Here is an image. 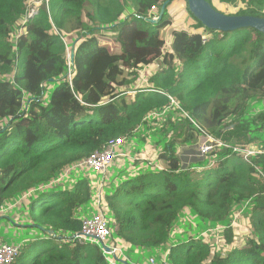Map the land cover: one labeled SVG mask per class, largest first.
<instances>
[{
  "label": "trees",
  "instance_id": "trees-1",
  "mask_svg": "<svg viewBox=\"0 0 264 264\" xmlns=\"http://www.w3.org/2000/svg\"><path fill=\"white\" fill-rule=\"evenodd\" d=\"M40 1L26 17L33 0H0V223L30 233L11 264H150L163 250L172 264H264V33L210 29L187 0ZM207 1L264 17V0ZM192 120L222 145L184 160L202 135ZM116 138L106 174L84 163ZM92 175L106 244L75 239ZM183 218L197 232L178 239Z\"/></svg>",
  "mask_w": 264,
  "mask_h": 264
},
{
  "label": "built area",
  "instance_id": "built-area-1",
  "mask_svg": "<svg viewBox=\"0 0 264 264\" xmlns=\"http://www.w3.org/2000/svg\"><path fill=\"white\" fill-rule=\"evenodd\" d=\"M33 12V8L28 9L26 17H29ZM154 18L157 19L158 17ZM207 35V33L203 34V40H206ZM169 97L172 103H174L177 107H180L175 98L172 96ZM192 121L194 122L195 126L201 129L195 120ZM201 131L202 135H200V140L203 138L206 140V142L200 147V149H198V157L204 156L214 144L222 145V142H219L213 136L207 134L204 129H201ZM125 144V138L113 139L109 141L102 149L92 153L84 163L95 172H102L103 174H106L110 164H112L116 157L122 153L121 147ZM255 153L256 151L254 150H248L246 154L248 155ZM104 184L105 181L102 178L100 179L99 183L97 182L94 208L89 214L83 217L81 230L75 234V239L79 241H87L88 239H92L106 244L107 238L111 235V219L107 216L109 207L103 196ZM5 210H7L6 206H0V213ZM106 249L107 252L112 253H116L118 251V247L108 246ZM21 250L22 244L20 243H0V264H11L19 255ZM159 259L160 260H157V258L152 255L149 258L150 264H172L169 263L166 255Z\"/></svg>",
  "mask_w": 264,
  "mask_h": 264
},
{
  "label": "rangeland",
  "instance_id": "rangeland-1",
  "mask_svg": "<svg viewBox=\"0 0 264 264\" xmlns=\"http://www.w3.org/2000/svg\"><path fill=\"white\" fill-rule=\"evenodd\" d=\"M32 3L33 4H30L29 9L33 8L34 12H35V11L38 10L39 5L41 3H43V2H41L40 0H33ZM85 6H86V10H89V9H91L92 4H91V2L87 1L85 3ZM108 31H110V30H108ZM69 37H73V34H70ZM105 37L106 38H101V43H107L111 48H113L114 44L111 41H109V40H111L110 37H108V36H105ZM209 37H211V34L207 35L206 40ZM262 105H264V104H262ZM254 108L256 109V107H254ZM158 134H159V132L157 134L153 133L154 136L151 137L150 139H148V138L145 139V141H143L142 139L138 140L139 138H137V142H135L134 147L136 148V146H137V149H141L143 147V145H145L147 143V141H153V140H155L157 138H160V137L155 136V135H158ZM160 134L163 135V137H164V134H162V133H160ZM205 142H206L205 139L201 138V140H200V137H198V140H197V142L195 144H192V145H181L180 149H179V153L183 154L184 152H188V150H191V152L189 153V156H193V155L194 156H196V155L198 156V154H196V153L198 152V149H200V147ZM130 153H127V156L130 155ZM121 160L123 161V156H121ZM71 169H72V167L69 166V167H67L66 170L69 172ZM122 172H123L122 170L115 168L114 176H116L117 174L122 173ZM91 177L94 179L93 185H94L95 190H96L98 179L96 178L95 175H92ZM61 181L64 182V183H67L69 181L68 175L65 174V172L63 174V177L61 178ZM94 205H95V203L91 204L92 208H94ZM238 215H239V213H235L234 214V216H236V217H238ZM175 230H176V236H177L178 239H186V238H188L189 235L195 234L197 232V231L191 229V225L188 224V222H186L184 220V218L181 221L177 222ZM28 234H30V233L27 231L24 234L17 235L13 228H10L7 225H4V224L0 223V243H2V242H8V243L20 242V241H22L24 239V236H26ZM170 236H171V239L173 240V242H175L177 240L172 233H171ZM204 236H205V238L209 239L211 242H218L220 233L217 232V230H216L211 235H206L205 234ZM109 243L110 242L108 241V244ZM110 246L111 247H115L113 245H110ZM165 251L167 253V250H163V251H161L158 254V257L162 258L163 256H165L166 255V253H164ZM141 258L142 257L140 255L135 254L134 257H133L134 263L135 264H139V262L141 261ZM142 264H144V262H142Z\"/></svg>",
  "mask_w": 264,
  "mask_h": 264
},
{
  "label": "water",
  "instance_id": "water-1",
  "mask_svg": "<svg viewBox=\"0 0 264 264\" xmlns=\"http://www.w3.org/2000/svg\"><path fill=\"white\" fill-rule=\"evenodd\" d=\"M168 1L163 4L159 18L163 16ZM187 2L192 14L210 29L233 31L252 27L264 33V17L250 14H226L216 10L207 0H187ZM151 20L156 22L158 19Z\"/></svg>",
  "mask_w": 264,
  "mask_h": 264
},
{
  "label": "crops",
  "instance_id": "crops-1",
  "mask_svg": "<svg viewBox=\"0 0 264 264\" xmlns=\"http://www.w3.org/2000/svg\"><path fill=\"white\" fill-rule=\"evenodd\" d=\"M190 152H191V150H188V152H184L183 154H181L182 158L185 160L186 157H189Z\"/></svg>",
  "mask_w": 264,
  "mask_h": 264
},
{
  "label": "clouds",
  "instance_id": "clouds-1",
  "mask_svg": "<svg viewBox=\"0 0 264 264\" xmlns=\"http://www.w3.org/2000/svg\"><path fill=\"white\" fill-rule=\"evenodd\" d=\"M158 19V18H157Z\"/></svg>",
  "mask_w": 264,
  "mask_h": 264
}]
</instances>
